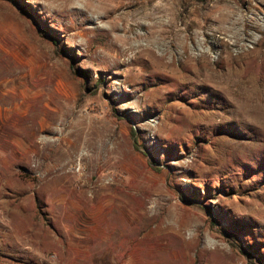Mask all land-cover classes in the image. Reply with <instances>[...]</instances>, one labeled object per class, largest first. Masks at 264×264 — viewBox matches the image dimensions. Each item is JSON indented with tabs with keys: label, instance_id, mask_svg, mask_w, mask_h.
I'll return each mask as SVG.
<instances>
[{
	"label": "rangeland",
	"instance_id": "obj_1",
	"mask_svg": "<svg viewBox=\"0 0 264 264\" xmlns=\"http://www.w3.org/2000/svg\"><path fill=\"white\" fill-rule=\"evenodd\" d=\"M89 6L0 0V264H257L264 0Z\"/></svg>",
	"mask_w": 264,
	"mask_h": 264
},
{
	"label": "bare ground",
	"instance_id": "obj_2",
	"mask_svg": "<svg viewBox=\"0 0 264 264\" xmlns=\"http://www.w3.org/2000/svg\"><path fill=\"white\" fill-rule=\"evenodd\" d=\"M87 3L88 5L92 6L94 5V0H87ZM89 6V7H90ZM187 61L183 62L184 64L186 63ZM253 90V89H252ZM258 94V90H256L254 93H253V97L251 100H253V102H255L253 104L250 105V108H249V116L252 117L253 119L255 120H263L264 121V99H262V101L258 102L256 100V97L255 95ZM263 98V97H262ZM264 123V122H263ZM264 127V126H263ZM264 130V129H263Z\"/></svg>",
	"mask_w": 264,
	"mask_h": 264
},
{
	"label": "trees",
	"instance_id": "obj_3",
	"mask_svg": "<svg viewBox=\"0 0 264 264\" xmlns=\"http://www.w3.org/2000/svg\"><path fill=\"white\" fill-rule=\"evenodd\" d=\"M8 1H11V2H13V3H17L18 2V0H8ZM198 1H200V2H204V1H206V0H198ZM52 37V36H51ZM55 39V38H54ZM133 136H135V132L133 131ZM135 141H136V144H138L139 143V140L137 139V137L135 138ZM249 248H253V247H249ZM244 251H245V253H247V256H251V255H253V256H251L255 261H256V263L257 264H264V254H262V253H258L257 254V256H256V254H254L250 249H249V253L247 252L248 250H246V249H244Z\"/></svg>",
	"mask_w": 264,
	"mask_h": 264
}]
</instances>
